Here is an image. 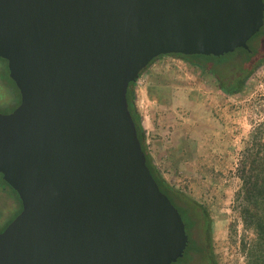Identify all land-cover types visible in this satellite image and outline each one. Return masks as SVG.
<instances>
[{
	"label": "water",
	"instance_id": "obj_1",
	"mask_svg": "<svg viewBox=\"0 0 264 264\" xmlns=\"http://www.w3.org/2000/svg\"><path fill=\"white\" fill-rule=\"evenodd\" d=\"M263 0H0V59L20 103L0 113V175L21 211L0 264H173L185 225L147 165L127 90L165 55L221 57Z\"/></svg>",
	"mask_w": 264,
	"mask_h": 264
},
{
	"label": "rangeland",
	"instance_id": "obj_2",
	"mask_svg": "<svg viewBox=\"0 0 264 264\" xmlns=\"http://www.w3.org/2000/svg\"><path fill=\"white\" fill-rule=\"evenodd\" d=\"M229 56H221L228 63L219 67V76L178 57L160 56L133 86L152 163L189 206H198L188 214L190 218L176 208L188 244L173 264H209L208 256L214 264H264L253 257L256 233L244 223L241 197H236L241 187L236 167L253 127L264 117V62L239 92L228 95L218 82L232 80L238 73L237 57ZM5 86L0 78V113L7 111L1 106L9 102ZM19 207L11 188L0 180V228ZM201 209L207 214L208 229Z\"/></svg>",
	"mask_w": 264,
	"mask_h": 264
},
{
	"label": "trees",
	"instance_id": "obj_3",
	"mask_svg": "<svg viewBox=\"0 0 264 264\" xmlns=\"http://www.w3.org/2000/svg\"><path fill=\"white\" fill-rule=\"evenodd\" d=\"M247 45L248 50L240 48L235 50L233 53L228 54L231 55L229 57H237L238 59L234 66L236 72H238L237 75H235L238 76V80L232 79L229 81H223L219 79L218 82V88L228 95H234L239 92L244 84V81L256 70V68L261 63L264 62V22L260 31L247 42ZM169 56L178 57L186 61L188 64L194 67L205 69L216 76L220 75L218 70L219 67L221 65H224V63H228L226 62V58L223 57L202 55ZM258 57L259 59H257ZM0 62L4 64L3 67L0 64V78L6 82L5 90L9 94V102L3 103L1 107L4 109L7 108V111L3 112V114H7L12 112L19 105L20 94L15 84L9 79V77H7L8 70L6 61L0 59ZM152 62H150V64ZM134 84L135 82L129 84L126 98L129 112L136 127L138 140L140 141L142 151L144 152L146 157V165L153 179L157 183L160 191L170 200V202L175 208H179L182 211L186 218H190L188 214L192 212V209H197L198 206L195 204L189 206L188 202L186 201V198H184V196L178 190H175L160 176L155 165L152 163L151 156L149 155L147 147L145 145V133L141 125V119L134 103ZM248 139L249 140L245 145L242 158L236 167V172L241 182V187L238 193L236 194V197H241L240 200L242 201V208L240 214L244 223H250L249 225L253 227L256 233L257 244L254 245V247L252 248V254L254 259L260 262L264 260V117L260 122H257L255 124ZM0 180L3 182L2 178ZM3 183L5 186L9 187L5 182ZM11 191L19 202L20 209L17 213L19 214V212L21 211L20 200L17 194L12 189ZM181 204L186 207L181 206ZM201 213L205 221V228L208 229L209 222L207 220V214L203 209H201ZM11 221H9L6 226ZM208 262L209 264H214L213 258L211 256H208Z\"/></svg>",
	"mask_w": 264,
	"mask_h": 264
},
{
	"label": "flooded vegetation",
	"instance_id": "obj_4",
	"mask_svg": "<svg viewBox=\"0 0 264 264\" xmlns=\"http://www.w3.org/2000/svg\"><path fill=\"white\" fill-rule=\"evenodd\" d=\"M260 57V56H259ZM259 57L257 59H259ZM233 79L238 80V76L233 77ZM6 227V225H4L3 227L0 228V232H2L4 230V228Z\"/></svg>",
	"mask_w": 264,
	"mask_h": 264
}]
</instances>
